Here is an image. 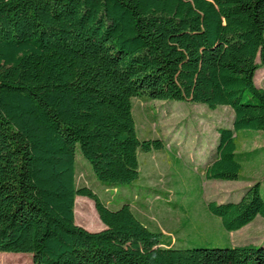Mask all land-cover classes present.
<instances>
[{"label":"trees","instance_id":"obj_1","mask_svg":"<svg viewBox=\"0 0 264 264\" xmlns=\"http://www.w3.org/2000/svg\"><path fill=\"white\" fill-rule=\"evenodd\" d=\"M259 61V62H258ZM264 0H0V253L33 264H264V247L176 249L130 204L112 210L76 184L77 147L108 186L140 179L132 100L234 112L219 128L209 181H244L240 134L264 137ZM78 196L106 227L75 223ZM227 232L264 218L261 184L211 201Z\"/></svg>","mask_w":264,"mask_h":264},{"label":"rangeland","instance_id":"obj_2","mask_svg":"<svg viewBox=\"0 0 264 264\" xmlns=\"http://www.w3.org/2000/svg\"><path fill=\"white\" fill-rule=\"evenodd\" d=\"M259 62V61H258ZM257 71L258 82L263 77ZM263 79V78H262ZM132 113L140 141L160 140L162 150L138 152L140 179L131 185L108 186L94 175L77 147L76 184L91 188L112 210L130 204L135 216L151 231L162 233V242L176 249L230 248L252 244L264 247V218L257 217L243 229L227 232L208 210L214 201L238 202L246 188L261 184L264 197V137L261 133L240 134L244 152V181H209L204 170L214 158L219 128H232L234 112L227 106L216 110L201 103L166 102L138 97ZM75 223L90 233L106 227L94 202L78 196ZM32 254L0 253V264H33Z\"/></svg>","mask_w":264,"mask_h":264},{"label":"crops","instance_id":"obj_3","mask_svg":"<svg viewBox=\"0 0 264 264\" xmlns=\"http://www.w3.org/2000/svg\"><path fill=\"white\" fill-rule=\"evenodd\" d=\"M259 71V70H258ZM262 74H263V79L261 78V80H260V83H256V82H258V76H257V74H256V77H255V83H256V85H257V87H259V88H261V89H263L264 90V69H262ZM76 207V206H75ZM76 218V217H75Z\"/></svg>","mask_w":264,"mask_h":264}]
</instances>
